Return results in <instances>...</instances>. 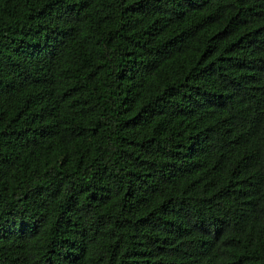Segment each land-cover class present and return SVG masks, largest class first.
<instances>
[{
	"label": "trees",
	"instance_id": "1",
	"mask_svg": "<svg viewBox=\"0 0 264 264\" xmlns=\"http://www.w3.org/2000/svg\"><path fill=\"white\" fill-rule=\"evenodd\" d=\"M0 264H264V0H0Z\"/></svg>",
	"mask_w": 264,
	"mask_h": 264
}]
</instances>
